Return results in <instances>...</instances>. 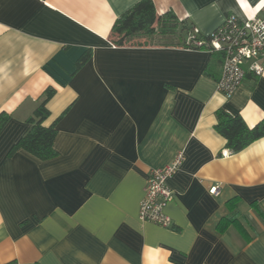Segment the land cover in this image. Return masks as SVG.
Masks as SVG:
<instances>
[{
	"label": "crops",
	"instance_id": "1",
	"mask_svg": "<svg viewBox=\"0 0 264 264\" xmlns=\"http://www.w3.org/2000/svg\"><path fill=\"white\" fill-rule=\"evenodd\" d=\"M137 1L0 0V264H264V137L230 154L214 129L220 107L264 118V71L225 97L221 52L115 45ZM153 2L203 35L230 13L264 16V0ZM48 88L56 156L10 152ZM178 151L171 225L141 221L149 170Z\"/></svg>",
	"mask_w": 264,
	"mask_h": 264
},
{
	"label": "trees",
	"instance_id": "2",
	"mask_svg": "<svg viewBox=\"0 0 264 264\" xmlns=\"http://www.w3.org/2000/svg\"><path fill=\"white\" fill-rule=\"evenodd\" d=\"M111 34L112 42L117 46L178 45L183 48L209 50V36L194 33V27L183 25L172 10L160 15L157 14L153 0H138L121 13L113 23ZM192 36L201 40L203 45L195 46L192 42ZM88 56L89 53L81 56L77 66ZM54 92L55 90L52 88L45 90L44 97L28 118L29 130L17 140L10 152L23 149L40 160H47L56 156L57 151L54 148V140L57 134L56 121L48 126L43 125V121L49 115L46 103ZM214 115L216 119L214 129L225 138V148L230 154H235L251 142L264 137V118L254 126L249 127L239 114H231L224 108H218ZM8 119L7 113H0V130ZM236 222L235 216L224 217L219 225L224 227Z\"/></svg>",
	"mask_w": 264,
	"mask_h": 264
},
{
	"label": "built area",
	"instance_id": "3",
	"mask_svg": "<svg viewBox=\"0 0 264 264\" xmlns=\"http://www.w3.org/2000/svg\"><path fill=\"white\" fill-rule=\"evenodd\" d=\"M194 33L199 32L194 29ZM206 35L209 36L208 51L222 53L221 73L216 86L217 91L225 97L234 93L246 71L256 75L264 71V16L241 19L230 13ZM191 38L195 46L203 45L201 40L193 36ZM183 159V151H178L169 164L149 170L144 195L138 207L141 221L153 222L162 227L171 225L165 207L173 199V191L167 180L179 169ZM209 191L217 194L218 187L212 186Z\"/></svg>",
	"mask_w": 264,
	"mask_h": 264
}]
</instances>
